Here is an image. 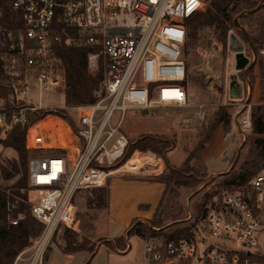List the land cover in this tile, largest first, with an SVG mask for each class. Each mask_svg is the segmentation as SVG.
I'll return each mask as SVG.
<instances>
[{"label": "built area", "instance_id": "built-area-1", "mask_svg": "<svg viewBox=\"0 0 264 264\" xmlns=\"http://www.w3.org/2000/svg\"><path fill=\"white\" fill-rule=\"evenodd\" d=\"M203 4L204 0H13L20 22L15 29L9 27L0 6V52L9 54L19 66V73L0 86V144L13 127L26 124L28 112H43L25 135L26 187L17 189L19 195L10 188L2 192L0 227H16L23 221L19 203H25L42 225L13 264H44V253L58 228L75 229L74 200L79 192L102 188L113 175L158 171L156 163L148 162L138 170L124 171L129 159L113 167L124 159L129 140L120 134L109 149L106 144L121 132L129 110L149 113L164 107H189V71L183 58L185 22L202 11ZM71 30L93 49L87 69L94 74L101 68L102 80L94 103L62 109L64 117L59 110L35 107L20 94L29 78L45 89L65 90L64 66L56 48L63 39L71 43ZM210 52L208 47L197 49L203 57ZM259 53L264 56V49ZM23 72L28 78L23 79ZM195 108L197 119L203 120V106ZM52 115L71 133L74 152L53 147L65 135L45 129V119ZM232 126L241 132L250 130L251 119H237ZM207 238L219 244L207 245L200 252L198 242L206 245ZM144 240L139 264H264L250 261L251 257L264 259V169L246 186L210 199L188 237ZM225 241L239 244L240 249L225 247Z\"/></svg>", "mask_w": 264, "mask_h": 264}, {"label": "rangeland", "instance_id": "rangeland-1", "mask_svg": "<svg viewBox=\"0 0 264 264\" xmlns=\"http://www.w3.org/2000/svg\"><path fill=\"white\" fill-rule=\"evenodd\" d=\"M207 7L204 0L203 10ZM236 40L228 45L225 55H222L220 49L211 44L210 39L203 36L199 39L195 47L188 49L187 59L190 61L188 68L189 77L187 83V93L189 107H164L152 110L148 115H142L139 111L129 110L125 114V120L122 125L121 132H118L106 144L109 149L114 140L120 134H124L130 141L141 135H163L166 137H174L176 147L167 154V159L175 166H181L185 160L184 148L193 149L197 144L200 136L201 125L214 113V111L223 107L230 114L232 122L234 120H243L250 118L251 108L253 106L261 107L264 96V56L260 55V51L256 53V58L247 47V43L241 37L233 33ZM249 46V45H248ZM208 47L210 55L208 57L200 56L197 53L198 48ZM242 47L241 52L248 58V67L253 61L254 65L249 70L236 71V60L234 49ZM264 49V48H263ZM261 49V50H263ZM255 50V49H254ZM4 55H0V60H4ZM186 58V57H185ZM186 59V61H187ZM185 60V59H184ZM15 67H19L16 62H13ZM16 73H19L17 71ZM236 75L237 80L241 84V96L231 97L229 94L230 77ZM243 75V77H242ZM23 79L28 78L23 72ZM205 79L206 82L201 86L200 79ZM223 85V93L220 94L217 89ZM63 89L41 87L33 78L27 80V86L24 93L20 94L27 102L35 107L43 110H62L66 108ZM250 105L243 112L246 104ZM196 105L203 106V120L196 118ZM118 117L115 114L113 119ZM48 121L45 129L52 128L53 131H61L63 135H68L71 138L70 132L60 124L58 125L57 116L52 115L46 117ZM44 121V122H45ZM222 129V127L220 126ZM231 128V127H230ZM221 129H216L212 134L209 143L200 153L203 159L207 172L211 170H222L220 174H207V181L197 188V193L208 190L214 181H219L221 177L233 172L240 162L241 156L236 160V156L242 143H244L242 152L246 150L250 130L239 131L229 129V132L222 133ZM223 130V129H222ZM57 140L56 142H59ZM55 142V144H56ZM68 146H71L68 143ZM140 154V153H139ZM235 155V156H234ZM28 159V158H27ZM13 162L19 163L18 154L0 144V192L8 190L15 191V184L22 178L23 169L20 166V173L15 174L9 180L5 179L3 169L9 173H13ZM153 164V163H152ZM27 165V164H26ZM264 169V164L260 171ZM227 170V171H226ZM258 171V173L260 172ZM23 173V174H22ZM142 172L113 175L109 177V206L108 209H99L95 206L87 204V198H93L92 191H81L75 197L76 205V226L75 233L78 235V241L89 239L97 243V251L89 258L86 252H78L72 255H66L59 251V233L54 234L49 243L43 257L44 264H139L143 261V252L145 240L138 235H129L127 232L131 227L138 222L148 223L158 205L163 185L158 181H153L149 177L142 179H134L133 175H141ZM160 172H152L149 174L157 175ZM148 175V174H145ZM211 177V178H210ZM210 178V179H209ZM203 193L198 195V198H192L195 194L187 197L188 193L181 197V204H184L185 209L182 216L189 222L193 221V211L191 206L193 202L199 200ZM192 198V199H191ZM31 198L30 200H34ZM191 199V201H190ZM189 214L191 218H189ZM173 226H168L158 233L163 235L169 233ZM160 235V234H159ZM119 238H123L125 245L130 247L128 252L116 250ZM217 245L219 241L214 238H207L206 245L202 241L198 242L200 252L205 250L207 245ZM226 246L232 250L240 249L239 244L225 241ZM28 247V246H27ZM24 251V250H23ZM22 251V252H23ZM29 250L22 255L23 258L29 255ZM20 254V253H19ZM18 254V255H19ZM257 258V257H255ZM16 260V259H15ZM260 262V261H257ZM256 263V262H255ZM18 264H25L21 261Z\"/></svg>", "mask_w": 264, "mask_h": 264}, {"label": "trees", "instance_id": "trees-1", "mask_svg": "<svg viewBox=\"0 0 264 264\" xmlns=\"http://www.w3.org/2000/svg\"><path fill=\"white\" fill-rule=\"evenodd\" d=\"M205 1L207 4L206 9L192 15L185 22L186 41L183 48V58L187 69L190 65V61L187 59L188 49L195 47V44L198 43L202 36L210 39L211 44L217 49L219 48L222 55H225L229 45L230 31L245 41L242 31L236 29L233 25L235 18L244 11L253 10L258 5L264 4V0ZM12 2L13 0H0V6L9 27L15 29L20 22L19 15L12 8ZM239 24L246 31L253 49L258 53L264 48V9L253 14L244 15L239 19ZM68 33L71 43L67 44L65 39H63L56 48L57 56L61 59L64 66L66 78L64 99L66 108L94 103L102 80L101 68L94 74H90L87 69V57L93 52V49L85 45L83 39L78 38L76 31L71 30ZM247 47L249 48L248 45ZM0 55H2L1 52ZM17 71H19V67H15L10 55L7 54L4 60H0V86L6 85L13 78V73ZM205 82L204 78L200 79L201 86L210 84L204 85ZM217 91L222 94L223 85ZM58 112L65 117V111L59 110ZM42 117L43 112H28L26 124L13 127L8 132L6 139L2 141V145L14 150L18 154L19 159V163L13 162L12 164L13 173L3 169L5 179L9 180L15 174H19L20 166L25 173L28 158V153L25 149V135L28 128ZM250 119L251 135L248 138L246 150L244 153H241L242 150L240 152L241 159L238 167L233 172L221 177L219 181H214L208 190L201 192L203 193L200 196L201 198L193 202L191 206L193 211V221L191 222L182 216L183 211L186 209L184 204H181V197L185 193H188V198L195 194L192 197L194 199L201 194L196 191L201 184L207 181L208 172L205 163L198 157V153L207 146L212 134L218 127L221 126L225 133L232 129L230 114L223 107H219L214 111L201 125L199 140L195 147L193 149L184 148L185 160L179 167L172 165L167 159V154L176 147L174 137L141 135L131 141L125 151L124 159L113 167L124 164L135 151L152 152L164 160L165 167L162 172L150 177V179L156 180L164 186L151 220L148 223H137L131 227L126 234L127 237L131 234L138 235L143 239L164 236L168 240H180L188 237L190 231L196 226L203 207L210 199L222 191L246 186V183L260 171L264 164V108L262 106H253ZM108 183L104 187L92 191L94 197L92 199L87 198L88 205L99 209H107L109 198ZM25 187L26 175L23 174L22 178L15 184L14 188H16V191L13 192L19 195L17 189ZM21 196L25 200L26 194ZM3 197H5L4 194L0 192V203L2 204ZM2 204H0V211L3 207ZM19 210L25 214V217L18 226L0 227V264H13L16 256L27 248L30 238L38 236L41 232L42 225L30 214L29 207L25 203H19ZM173 225L175 229H170L171 231L166 235L158 233L161 229ZM60 230H62L61 234L59 233L61 245H59L58 249L61 253L72 255L78 252H86L91 258L97 251V243L89 239H83L80 242L75 231L63 227H59L56 233ZM118 241L116 250L124 251L126 245L123 238H119ZM250 261L263 262L264 259L251 257Z\"/></svg>", "mask_w": 264, "mask_h": 264}, {"label": "water", "instance_id": "water-1", "mask_svg": "<svg viewBox=\"0 0 264 264\" xmlns=\"http://www.w3.org/2000/svg\"><path fill=\"white\" fill-rule=\"evenodd\" d=\"M264 9V4H260L258 5L255 9L253 10H250V11H244L242 12L240 15H238L234 22H233V25L236 29L242 31L243 33V36H244V39H245V42L247 43V45H249V47L251 48V51L252 53L254 54V57L256 58V53H255V50L253 49L252 45H251V42L247 36V33L246 31L240 26L239 24V19L241 17H243L244 15H248V14H253L259 10H262ZM236 40V38L234 37V35H230V38H229V44L233 43L234 41ZM242 50V47H238L236 49H234V53H235V60H236V71H242V70H249L253 65H254V61L248 66V58H246L243 53L241 52ZM17 51V49L14 50V52ZM229 94L231 95V97H240L241 96V84L240 82L237 80V77L236 75H233L230 77V80H229ZM250 105L248 104V101H247V104L245 106V108L243 109V112L247 110V107H249ZM142 115H148V112L147 111H142L141 112ZM243 145L244 143H242L241 147L239 148L238 150V153H237V156H236V160L239 158V155H240V151L241 149L243 148Z\"/></svg>", "mask_w": 264, "mask_h": 264}, {"label": "crops", "instance_id": "crops-1", "mask_svg": "<svg viewBox=\"0 0 264 264\" xmlns=\"http://www.w3.org/2000/svg\"><path fill=\"white\" fill-rule=\"evenodd\" d=\"M197 109V108H196ZM198 111V110H197ZM197 111H196V118H197ZM200 122V121H199ZM234 122H236V120H234ZM66 127H64V129H65ZM217 129H221L220 127H218ZM221 131H222V133H224L223 132V130L221 129ZM71 134V133H70ZM148 135V134H147ZM139 137V136H138ZM137 137V138H138ZM137 138H135V139H137ZM135 139H132V140H130L129 141V143L131 142V141H133V140H135ZM73 142V138L71 137V138H69L68 137V135H66L65 134V137L64 138H60V141L59 142H56V144L55 145H53V147L55 148V149H63L65 152H68V153H71V152H74L73 151V147L72 146H68V143L71 145V143ZM204 150V149H203ZM203 150H201L199 153H198V157L201 159V157H200V153L203 151ZM136 153H147V154H151L153 157H155V163L157 164V167H158V171L157 172H162L163 171V169H164V167H165V163H164V160L162 159V158H160V157H158V156H156L155 154H153L152 152H150V151H146V152H139V151H135V152H133L132 153V156L134 155V154H136ZM131 156V157H132ZM130 157V158H131ZM202 161H203V159H201ZM204 162V161H203ZM172 165H174V164H172ZM175 166V165H174ZM227 171V170H226ZM152 173V172H151ZM209 174H212V175H215V174H220V173H223V171L222 170H215V169H213V170H211V172H208ZM145 174H148V175H145ZM151 176H154V175H152V174H149V173H144V172H142L141 173V175H133V177L132 178H134V179H142L143 177H151ZM108 180H109V178H108ZM108 180L106 181V183H108ZM154 181V180H153ZM162 184V183H161ZM163 185V184H162ZM108 187H109V183H108ZM163 188H164V186H163ZM162 191H163V189H162ZM161 194H162V192H161ZM109 196H110V188H109ZM160 197H161V195H160ZM160 200V199H159ZM108 206H109V198H108ZM107 209H108V207H107ZM139 223V222H138ZM143 223V222H142ZM63 228H65V227H63ZM68 229V228H67ZM130 249V247H127L126 246V249L123 251L124 252V254L126 253V252H128V250ZM86 264H89V263H86Z\"/></svg>", "mask_w": 264, "mask_h": 264}, {"label": "bare ground", "instance_id": "bare-ground-1", "mask_svg": "<svg viewBox=\"0 0 264 264\" xmlns=\"http://www.w3.org/2000/svg\"><path fill=\"white\" fill-rule=\"evenodd\" d=\"M155 158L151 154L136 153L123 166L124 171L138 170L145 163H155Z\"/></svg>", "mask_w": 264, "mask_h": 264}]
</instances>
